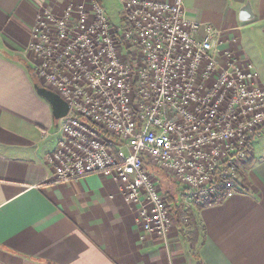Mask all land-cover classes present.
Here are the masks:
<instances>
[{
    "label": "built area",
    "instance_id": "1",
    "mask_svg": "<svg viewBox=\"0 0 264 264\" xmlns=\"http://www.w3.org/2000/svg\"><path fill=\"white\" fill-rule=\"evenodd\" d=\"M120 25L91 0L58 15L35 1L27 51L44 87L69 106L46 161L52 181L103 175L138 205L143 230L163 239L169 205L150 167L183 185L182 207L240 189L264 126L254 64L212 44L183 0H120Z\"/></svg>",
    "mask_w": 264,
    "mask_h": 264
},
{
    "label": "crops",
    "instance_id": "2",
    "mask_svg": "<svg viewBox=\"0 0 264 264\" xmlns=\"http://www.w3.org/2000/svg\"><path fill=\"white\" fill-rule=\"evenodd\" d=\"M35 1L0 0V264H264V126L252 139L239 191L220 204L193 208L203 230L194 246L174 218L166 239L145 232L138 205L109 177L51 180L46 156L56 147L57 120L36 91L34 76L43 84L25 52ZM40 1L58 15L67 6L91 2ZM97 1L114 24L106 0ZM183 3L188 20L215 31L211 41L219 54L228 50L254 64L264 88V73L257 67L264 63V0ZM245 4L253 17L242 21ZM150 169L164 197L182 199L183 185Z\"/></svg>",
    "mask_w": 264,
    "mask_h": 264
},
{
    "label": "trees",
    "instance_id": "3",
    "mask_svg": "<svg viewBox=\"0 0 264 264\" xmlns=\"http://www.w3.org/2000/svg\"><path fill=\"white\" fill-rule=\"evenodd\" d=\"M32 75L34 76V73H32ZM34 80L36 84L40 85V83L38 82L35 76H34ZM185 190L186 188L181 190V192H183L182 194H184ZM165 198L168 205L170 204L169 206L172 215L178 227L181 228V231L184 232L186 236L190 237L192 245L194 246L196 244V239L199 233L200 232L203 233V230H201L198 226L197 219L194 214V210H184L182 207L181 198L175 199L174 197L169 196L167 193L165 194ZM224 199H225V192L221 191L219 195L215 196V198H213L212 200L203 202L201 204H196L194 208L196 211H199L204 207L220 204Z\"/></svg>",
    "mask_w": 264,
    "mask_h": 264
},
{
    "label": "water",
    "instance_id": "4",
    "mask_svg": "<svg viewBox=\"0 0 264 264\" xmlns=\"http://www.w3.org/2000/svg\"><path fill=\"white\" fill-rule=\"evenodd\" d=\"M253 17L249 4H245L239 14V19L242 21L250 20ZM37 93L48 101L52 107L53 117L58 120L65 116L68 112V104L53 90L48 89L44 86L35 84Z\"/></svg>",
    "mask_w": 264,
    "mask_h": 264
},
{
    "label": "rangeland",
    "instance_id": "5",
    "mask_svg": "<svg viewBox=\"0 0 264 264\" xmlns=\"http://www.w3.org/2000/svg\"><path fill=\"white\" fill-rule=\"evenodd\" d=\"M106 2L108 3V6H107V13L109 14V16L111 17L112 20L116 21L114 22L115 25H120V18L118 19V16H117V11L119 9V5H118V2L117 0H106ZM111 8V9H110ZM119 20V21H118ZM247 45L249 46V44L247 43ZM27 53V49L25 51ZM31 55V54H30ZM258 63V62H257ZM257 67H258V70L260 73H264V63H258L257 64ZM246 165V164H245ZM244 165V167H245ZM161 189V187H160ZM162 190V189H161ZM160 190V191H161ZM164 190H162L161 192H163ZM164 193V192H163ZM170 208V206H169ZM194 207H190L188 208L187 210H193ZM170 217L171 218H174L173 215H172V212H171V209H170ZM174 219H172V224H173V221ZM176 222V221H175Z\"/></svg>",
    "mask_w": 264,
    "mask_h": 264
}]
</instances>
